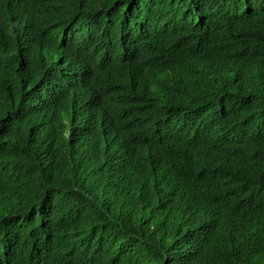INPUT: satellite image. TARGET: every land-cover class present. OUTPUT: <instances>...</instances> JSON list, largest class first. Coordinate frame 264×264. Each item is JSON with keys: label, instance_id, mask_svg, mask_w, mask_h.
Wrapping results in <instances>:
<instances>
[{"label": "trees", "instance_id": "trees-1", "mask_svg": "<svg viewBox=\"0 0 264 264\" xmlns=\"http://www.w3.org/2000/svg\"><path fill=\"white\" fill-rule=\"evenodd\" d=\"M34 2L0 0V264H264V0ZM138 81L165 109L88 113Z\"/></svg>", "mask_w": 264, "mask_h": 264}, {"label": "clouds", "instance_id": "clouds-1", "mask_svg": "<svg viewBox=\"0 0 264 264\" xmlns=\"http://www.w3.org/2000/svg\"><path fill=\"white\" fill-rule=\"evenodd\" d=\"M40 1L41 0H35V2L33 3V8H35ZM53 1H65V0H53ZM69 85H72L73 89L75 88L74 81H70ZM151 88H152L151 86L143 85L141 81L136 82L131 89H128V84L127 85L113 84L111 85V92H110L111 96H109L106 102L102 101L100 92H99V97L97 99L94 97L91 99L92 101L87 105L88 113L91 114L90 109L96 111L100 105H103V106L113 107V109L107 114H114V117H117L118 114H124L126 111H128L132 104L137 106L142 105L145 107L148 103H152V102L158 103L159 101H161L160 104L162 110L165 109V104L162 100L157 98V96L153 97V95L148 94L151 91ZM162 110L160 115H163ZM101 113L102 115H104L105 111L101 110ZM156 126L160 132L166 134V122L163 120L162 117H159ZM106 134H107L106 135L107 146H111L113 149H123L124 144L119 145L120 144L119 142H123V140L120 139V136H118L115 133L112 134L110 132H106Z\"/></svg>", "mask_w": 264, "mask_h": 264}, {"label": "bare ground", "instance_id": "bare-ground-1", "mask_svg": "<svg viewBox=\"0 0 264 264\" xmlns=\"http://www.w3.org/2000/svg\"><path fill=\"white\" fill-rule=\"evenodd\" d=\"M31 36V35H30ZM13 117V116H12ZM15 118V117H14ZM90 147V146H89ZM87 148H88V146H87ZM75 149V148H74ZM87 150V149H86Z\"/></svg>", "mask_w": 264, "mask_h": 264}]
</instances>
